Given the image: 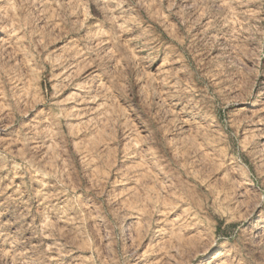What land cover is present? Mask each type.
Returning a JSON list of instances; mask_svg holds the SVG:
<instances>
[{"label": "rangeland", "instance_id": "1", "mask_svg": "<svg viewBox=\"0 0 264 264\" xmlns=\"http://www.w3.org/2000/svg\"><path fill=\"white\" fill-rule=\"evenodd\" d=\"M0 264H264V0H0Z\"/></svg>", "mask_w": 264, "mask_h": 264}]
</instances>
